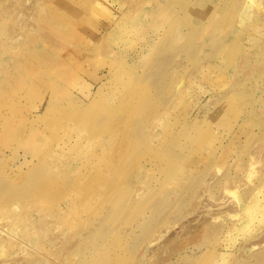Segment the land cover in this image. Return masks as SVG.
Masks as SVG:
<instances>
[{
    "label": "rangeland",
    "instance_id": "obj_1",
    "mask_svg": "<svg viewBox=\"0 0 264 264\" xmlns=\"http://www.w3.org/2000/svg\"><path fill=\"white\" fill-rule=\"evenodd\" d=\"M257 199L264 0H0V264H264Z\"/></svg>",
    "mask_w": 264,
    "mask_h": 264
},
{
    "label": "bare ground",
    "instance_id": "obj_2",
    "mask_svg": "<svg viewBox=\"0 0 264 264\" xmlns=\"http://www.w3.org/2000/svg\"><path fill=\"white\" fill-rule=\"evenodd\" d=\"M245 9H249L248 7H246ZM247 12L249 11V10H246ZM256 11L258 12L259 10L258 9H256ZM252 12H254V10L252 11ZM257 12H254L255 14L257 13ZM245 15H247V13L245 12ZM226 196V195H225ZM222 197V196H221ZM235 198L237 199V202H239V198H238V196H235ZM228 199V198H227ZM223 200V198L221 199V201ZM224 200H226V198H224ZM233 201V200H232ZM236 201V200H235ZM223 203V202H222ZM227 203V202H226ZM226 203H223V204H225L226 205ZM63 204V203H62ZM219 204V203H218ZM221 204V203H220ZM227 204H229V203H227ZM239 204V203H238ZM68 205V204H67ZM224 205V206H225ZM235 205V204H234ZM237 205V204H236ZM218 206V205H217ZM226 207V206H225ZM232 207H234L233 205H232ZM224 208V207H223ZM231 208V207H230ZM229 208V209H230ZM236 208H237V206H236ZM221 209V208H220ZM261 209V211H264V208L258 203V199L256 200V204L254 205V206H248L247 207V209H246V211H248L249 213H250V216L252 217L253 215H254V213L255 212H258V210H260ZM231 210H232V208H231ZM235 210V209H234ZM226 211V210H225ZM233 211V210H232ZM231 211V212H232ZM246 215V214H245ZM247 223V222H246ZM245 223V224H246ZM243 226H244V224H243ZM242 226V227H243ZM252 226V225H251ZM251 228V227H250ZM246 229V228H245ZM189 231H191V230H189ZM230 231V230H229ZM192 237V236H191ZM191 237H190V240H191ZM8 239V237H4V236H0V242L1 241H4V240H7ZM227 239V238H226ZM229 239V238H228ZM227 239V240H228ZM122 241V240H121ZM226 242H228V241H226ZM229 245V244H228ZM225 246H227V245H225ZM229 248V247H228ZM226 254H224V253H222V256H225ZM9 264H20V263H17V262H13V263H9Z\"/></svg>",
    "mask_w": 264,
    "mask_h": 264
}]
</instances>
